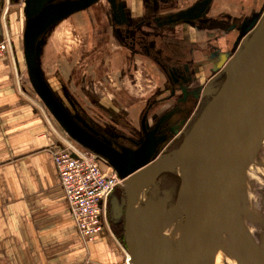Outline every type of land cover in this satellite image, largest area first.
Segmentation results:
<instances>
[{
	"label": "water",
	"instance_id": "obj_1",
	"mask_svg": "<svg viewBox=\"0 0 264 264\" xmlns=\"http://www.w3.org/2000/svg\"><path fill=\"white\" fill-rule=\"evenodd\" d=\"M96 1L78 0L44 6L47 0H24L26 25L21 37L22 59L33 93L59 128L70 139L101 156L124 179L121 187L125 194L122 236L129 264H172V242L164 236L150 242L149 236L160 231L166 212L175 205L183 211L182 264H214L223 233L264 264V251L234 224L229 211L235 189L262 143L264 123L261 130L243 137L250 143L247 159L236 167L225 166L228 154L239 140L234 133L238 111L264 91V16L226 63L224 80L178 148L152 163L151 144L132 153L124 150L123 154H114L90 139L58 101L43 76L40 39L56 23ZM165 159H169L168 162L161 165ZM164 173H176L180 181L173 201L166 191L154 192L157 178ZM142 181H152V185L145 202L136 206L133 187ZM114 204L116 206V201Z\"/></svg>",
	"mask_w": 264,
	"mask_h": 264
},
{
	"label": "flooded vegetation",
	"instance_id": "obj_2",
	"mask_svg": "<svg viewBox=\"0 0 264 264\" xmlns=\"http://www.w3.org/2000/svg\"><path fill=\"white\" fill-rule=\"evenodd\" d=\"M75 1L78 0H47L44 6ZM217 1L224 4L223 0H97L68 15L46 31L40 39L42 46L62 21L105 2L100 30L115 39L132 58L150 65L162 84L136 118L117 106L116 101L88 93L92 107L82 108L55 74L58 87L52 90L56 98L90 139L112 153H132L151 144L152 163L168 155L181 144L224 80L226 63L264 14L263 7L245 12L243 6L239 13L217 11L221 7L216 6ZM20 4L22 37L26 25L24 0ZM19 43L22 47L21 38ZM164 174L171 183L174 181L175 175L171 174L176 173ZM116 191L121 193L116 200L109 198L107 214L111 224L123 227L125 194L119 187Z\"/></svg>",
	"mask_w": 264,
	"mask_h": 264
},
{
	"label": "crops",
	"instance_id": "obj_3",
	"mask_svg": "<svg viewBox=\"0 0 264 264\" xmlns=\"http://www.w3.org/2000/svg\"><path fill=\"white\" fill-rule=\"evenodd\" d=\"M21 1L0 0V32H21ZM21 67L14 51L0 59V264H129L108 229L81 240L49 152L58 130L27 101Z\"/></svg>",
	"mask_w": 264,
	"mask_h": 264
},
{
	"label": "rangeland",
	"instance_id": "obj_4",
	"mask_svg": "<svg viewBox=\"0 0 264 264\" xmlns=\"http://www.w3.org/2000/svg\"><path fill=\"white\" fill-rule=\"evenodd\" d=\"M220 6L217 11L226 9L239 13L242 11L241 7L244 6L245 12H248V10H257L260 7L264 8V0H231L224 4L221 3ZM104 8L105 2H100L86 13L76 14L62 21L52 30L41 49V70H43L45 80L53 89L58 87L55 74L59 75L60 80L65 84L66 91L74 94L82 108L90 110L92 107L88 100V93L98 98L116 101L117 106L128 112L131 117L136 118L149 96L161 87L162 81H159L158 74L150 65L132 58L115 39L110 35H104L100 30L103 28ZM99 32L103 34L100 35ZM8 34L15 44L14 55H18L22 61L21 70L23 68L24 71H22L23 78L20 81H24L22 87L27 94V101L50 116L28 82L22 59V47L19 43L20 30ZM55 126L59 133L63 134L56 122ZM162 183L168 187L165 191L172 201L171 186L173 184L165 175L157 178L155 182L157 189L153 188L154 192L162 191H158ZM151 185L152 181L139 185V204L145 202ZM119 193L115 190L111 195L112 199L116 200ZM229 211L232 221L252 237L258 245L262 239L260 245L264 248V137L253 163L245 170L235 189L229 204ZM107 219V229L115 233L124 244L121 224H111L108 214ZM219 240L214 264H260L254 255L227 234L223 233Z\"/></svg>",
	"mask_w": 264,
	"mask_h": 264
},
{
	"label": "built area",
	"instance_id": "obj_5",
	"mask_svg": "<svg viewBox=\"0 0 264 264\" xmlns=\"http://www.w3.org/2000/svg\"><path fill=\"white\" fill-rule=\"evenodd\" d=\"M5 56H13L7 30L0 32V59ZM56 134L58 143L49 152L76 230L81 240L88 243L108 228V200L116 188L123 186L124 179L107 161L64 132Z\"/></svg>",
	"mask_w": 264,
	"mask_h": 264
},
{
	"label": "bare ground",
	"instance_id": "obj_6",
	"mask_svg": "<svg viewBox=\"0 0 264 264\" xmlns=\"http://www.w3.org/2000/svg\"><path fill=\"white\" fill-rule=\"evenodd\" d=\"M263 123H264V91L258 94L256 97H254L250 103H248L246 106H244L238 111L234 121V133L236 137L237 136L239 137V140L234 144L230 153L228 154L225 160V166L236 167L247 159L248 155L250 154V143L246 142L243 137L247 136L252 131L259 130ZM261 131L262 133H264V129H262ZM168 160L169 159L163 160L161 162V165L167 163ZM179 172L180 170H178V173ZM148 182L150 181H142L140 183H137L133 187V195L135 196L136 199V206L139 205V201H138V194H139L138 189H140L139 185ZM236 226L240 228L238 225ZM183 235H184L183 211H179L178 206L175 205L173 208H170L166 212L163 219L162 228L160 229V231L150 234L149 240L150 242H152L158 236H164L168 238V240L171 241L172 244L174 245L172 264H182ZM250 238L252 239V237ZM219 244H220V240L218 242V245ZM224 246L226 245L224 244ZM224 246H222V248ZM218 247L219 246H217V249ZM215 258H216V253H215Z\"/></svg>",
	"mask_w": 264,
	"mask_h": 264
},
{
	"label": "trees",
	"instance_id": "obj_7",
	"mask_svg": "<svg viewBox=\"0 0 264 264\" xmlns=\"http://www.w3.org/2000/svg\"><path fill=\"white\" fill-rule=\"evenodd\" d=\"M41 65V64H40ZM42 72H43V70H42ZM43 76H44V73H43ZM48 82V81H47ZM222 83V82H221ZM220 83V84H221ZM58 126V125H57ZM163 175H165L166 176V174H163ZM173 180L174 181H172V191H173V199H172V201L175 199V197H176V194H177V191H178V188H179V178H178V176H176L175 175V177H173ZM166 188H168V187H166L165 185H164V183H162V185L160 186V191L162 190V191H165V190H167Z\"/></svg>",
	"mask_w": 264,
	"mask_h": 264
}]
</instances>
